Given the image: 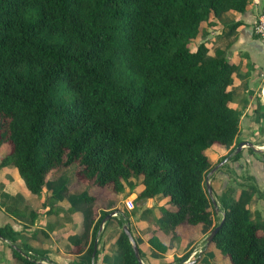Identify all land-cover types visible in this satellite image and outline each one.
Segmentation results:
<instances>
[{"label":"trees","instance_id":"16d2710c","mask_svg":"<svg viewBox=\"0 0 264 264\" xmlns=\"http://www.w3.org/2000/svg\"><path fill=\"white\" fill-rule=\"evenodd\" d=\"M246 3L0 0V142L7 141L0 166L12 165L35 193L47 172L76 162L75 172L99 186L109 184V194L136 189V199L163 196L157 210L170 238L178 225L189 232L211 229L218 222L212 223L214 205L204 184L213 165L207 147L231 145L217 159L227 156L223 165L240 157L241 150L232 151L241 109L231 105L229 88L240 63L226 56L229 42L209 52L200 39L218 17L242 12ZM237 24L225 23L229 32ZM233 190L225 185L216 196L222 218L207 244L224 253L227 264H264V232ZM2 195L9 200L7 212L22 213L12 206L18 193ZM110 211L101 210L92 227L88 263L98 224ZM29 215L32 221L34 213ZM127 220L120 217L119 223ZM18 235L9 224L0 225V238L8 240L15 258L42 264L25 256L31 247L16 244ZM114 241L117 264H141L122 229ZM147 241L157 254L167 249L168 241L154 232ZM80 243L74 237L71 252H79ZM96 253L94 247L92 264Z\"/></svg>","mask_w":264,"mask_h":264},{"label":"crops","instance_id":"0c3cea01","mask_svg":"<svg viewBox=\"0 0 264 264\" xmlns=\"http://www.w3.org/2000/svg\"><path fill=\"white\" fill-rule=\"evenodd\" d=\"M259 8V4L255 2L254 0H247V3L245 5V9L242 12H234L230 11L226 13L225 15H221L219 20L215 25H212L211 27H208L209 33L206 34L207 41H204L207 46H213L214 47H224L225 43L229 42V46L226 49V56L236 62H239L241 65L240 70L243 72V82H245V79L247 78L246 83H243V86L245 84L248 86V96L245 99L247 103V109H256V106L254 105V100L260 98L264 101V83L262 82L264 80V57H263V51L261 47L260 40L256 36V34L252 30L253 21L256 17L257 11ZM239 21V24H237L233 30L229 32L228 26L225 25V23L230 22H236ZM225 22V23H223ZM210 44V45H209ZM212 48V49H213ZM258 76V77H254ZM245 88V87H244ZM250 106V107H249ZM241 119L239 118V124ZM238 124V126H239ZM248 125V123L246 124ZM242 131V132H241ZM241 135L247 132L246 126L245 128H242L240 130ZM239 132V134H240ZM246 139L247 138H243ZM254 146L260 147L261 149H264V135H260L258 141H251ZM231 145H229L226 148L223 147H217L216 151L213 153V157L215 153L223 154L225 153ZM264 151L261 152H255L252 150V152H249L246 147L241 148V154L240 157L237 160H229L227 161L228 166L233 170L232 172H227L222 170V167L216 168L215 174H209L208 176V182L211 187V191L214 194V197L216 198L217 194L220 193L221 189L225 185H232L234 186V190L232 192V195L234 197L241 196L242 200L245 205V207L248 210L249 217L250 218H256L259 217L262 213V218H264V160H263ZM211 160V159H210ZM245 162V164H244ZM11 166V167H7ZM240 169H245V178L247 177L251 182H247L244 184H241L239 182H235V179L239 180V177L236 175H239L241 171ZM19 175L16 171V169L10 165H2L0 166V225L2 224H9L10 227L13 230L19 231V235L15 240V243L18 245H21L22 235H28L29 233H35L31 235V237L28 239V242L26 244L30 245L33 249H37L39 251L45 252V247L47 245H56L58 249L61 250V252H64L65 254L69 255L71 253L72 248V242L74 240V237L78 236L81 238V250L77 252L76 255L82 256L83 259L87 261V255L85 254V249L90 241L91 236V230L93 225L91 224V221L87 219V215L84 214L85 210H82V215L79 218V223L82 222L85 225H44L43 222H41V219H44L43 213L41 211H37L35 208H32L30 211L34 213L32 221H30V215L29 213L25 211L26 206H21V203L19 202L20 199H15V202H12V206H17L20 209H24L21 214H12L7 212L4 209V204L9 203V200H5L2 193L7 192L11 195L19 193L18 191H15L14 185L18 184L15 180L16 175ZM233 174V179L231 175ZM23 181V180H22ZM24 183V182H23ZM249 184L253 185V190L249 186ZM25 186V185H24ZM137 190H132L131 192L127 193L126 195L122 194V192H119L117 194H112V199L108 201L105 205H112L115 203L116 205L120 206L122 202V206L132 209L131 207H128L125 203L127 199H129L131 202H133V199L136 197ZM114 201V202H113ZM165 201L164 197L161 195H155V196H149L142 199V203H144V208L141 210L146 212H149L153 207L154 210H157V207L161 204H163ZM157 206V207H156ZM214 207V206H213ZM216 209V207H214ZM98 208H95L94 210H97ZM220 210V209H219ZM87 211V210H86ZM158 211V210H157ZM215 210V215H216ZM221 215V211H220ZM96 217V216H95ZM220 217V216H219ZM134 218V225L136 226H147L148 221L143 216V214L138 213L137 217L133 215L131 217ZM140 218L141 221L137 222L136 220ZM129 221L131 220L130 217ZM162 219H154V222H159ZM129 221L127 220L126 223L129 225ZM131 222V221H130ZM214 223V222H213ZM34 224V225H30ZM154 225V224H152ZM76 227V229L79 232L73 233L72 231L68 233V228ZM130 226V225H129ZM135 226V227H136ZM147 227H150L148 225ZM106 228L105 225H101L99 229V237L102 233V231ZM35 229V230H34ZM136 232H138L137 228ZM180 231H177V230ZM34 230V231H33ZM130 230V227H129ZM177 236L170 238V233H165L164 230L160 228V225H154L151 230L146 232V238L144 240H140L137 233H135L133 236L136 238V241L138 243V246L143 247V254L144 257L147 259V262H144L142 257L141 261L143 264H162L164 261L169 260V258H173L175 260H180L185 258L179 256L185 252L187 246L190 243H193L194 240L197 238L201 239V229L200 227L196 228L195 230H191L189 232V229H187L183 225H178L175 227ZM110 228L106 229V235L109 233ZM131 231V230H130ZM154 232L157 237L164 241H168L167 249L164 252L156 253V249L153 248L147 241L148 235ZM132 233V232H131ZM105 235V236H106ZM142 238V237H141ZM170 238V239H168ZM98 237L94 239V247H97V253L103 252L102 248L100 251L101 244H97ZM8 240L0 238V264H3L5 259L8 258L9 261L5 262L4 264H20L19 260L15 258L11 252L10 247L8 246ZM204 250L209 244L208 241H206V238L204 240ZM191 248H189L190 250ZM154 250V252H153ZM188 250V251H189ZM203 252V251H202ZM201 251L198 250V253L191 257V259L187 262H190L191 260L199 259ZM63 253V254H64ZM96 253V255H97ZM35 254V253H34ZM154 254L158 256L159 263H154L150 255ZM193 255V254H192ZM2 256L5 258L2 259ZM186 256V255H185ZM188 257V258H190ZM196 257V258H195ZM101 259V257H100ZM99 259V260H100ZM43 262L45 260H40V262ZM180 264V262H179Z\"/></svg>","mask_w":264,"mask_h":264},{"label":"rangeland","instance_id":"374dc122","mask_svg":"<svg viewBox=\"0 0 264 264\" xmlns=\"http://www.w3.org/2000/svg\"><path fill=\"white\" fill-rule=\"evenodd\" d=\"M209 33V30L207 28L204 29V33L202 35V38L200 40L207 41L206 34ZM199 38L198 40H192L188 47L190 49H194L196 47V44L200 42ZM210 45V44H209ZM213 46H208L209 52H212ZM241 64H239L238 70L234 73L232 77V82L229 85V88H232L233 91V98L231 100V105L237 108L241 109V113L239 118L241 119L239 124V132L242 128H245L247 132L241 135L238 133L236 136L237 141L244 140L243 138H247L249 141H258L260 135H264V101L260 98L254 100V105L256 106V109H247V103L245 99L248 96V86L245 84L243 86V83H246L247 78L245 79V82H243L244 76L243 71L240 70ZM255 78L258 76H254ZM264 83V80L262 81ZM245 87V88H244ZM250 107V106H249ZM248 123V125H246ZM7 146V141H1L0 142V156L3 154ZM218 147V144L211 143L207 147V155L209 159H211V163H216L218 157L221 155L218 153H215L213 157L214 151H216ZM233 152V151H232ZM231 161V160H230ZM224 163V162H223ZM220 164L218 167H222V170L228 171L229 166L228 163L225 165ZM245 164V162H244ZM246 165V164H245ZM77 163L73 162L70 165H65L63 167H59L57 169H52L51 171L47 172L45 182L43 183L42 187L35 193L29 192L26 187L24 186V183L22 181L21 176L16 175V182L18 184L14 185L15 191H18L19 196L21 197L19 202L21 203V206H26L25 211L27 214L30 212L32 208H35L37 211H41L43 215L45 216L44 219H41L44 223V225H85L82 220L81 223H79V218L82 215V210H85L84 214L87 215L88 222L91 221L90 225H95L96 220L98 216L100 215L101 210H111L107 214L103 216V218L100 220L98 224V228L96 231V236L98 237L97 245L101 244V248L103 252L97 253L95 256V264H117L120 262V252L118 246L115 244L114 238L116 234L118 233L119 229H122V224L119 223V218L121 217L124 219V216L130 217L129 221V227L134 235L137 233L140 240H144L146 238V232L151 230L154 225H161L159 222H154V219H164V216L159 213L157 210L152 209L149 210V212H144L141 209L144 208V203H142V199H133L132 202V209H128L122 206V202L120 206L113 203L112 205H105L108 201H110L113 197L112 194H109L111 190V186L108 184L107 186H99L96 183H94L91 179H88L84 177L82 174H79L78 172H75ZM11 167V166H7ZM217 167V168H218ZM216 169L212 172V174H215ZM240 174L236 175L239 177V180L233 178V174L231 177L235 179V182H239L241 184L251 182L247 177L245 178V169L239 168ZM87 195H92V197H86ZM212 196L216 202L217 208H212L217 211L216 216H212V223L213 222H219L220 218V210H219V203L214 197V194L212 193ZM114 202V201H113ZM245 203V202H244ZM157 207V206H156ZM245 207V205H244ZM95 208H98L97 210H94ZM122 209L123 215H121L120 212L114 209ZM87 210V211H86ZM246 211V210H245ZM111 213V214H109ZM143 214L145 218L147 219L148 225L147 226H136L134 225V218L131 217L135 215L137 217V214ZM96 216V217H95ZM252 220H256L258 222V230L260 232H264V218H262V213L259 217L251 218ZM137 222H140L141 219L138 218L136 220ZM106 228L102 231L100 237H99V229L100 225H105ZM154 224V225H152ZM34 225V224H30ZM136 226V227H135ZM110 228L109 233L106 235V229ZM138 232H136V229ZM35 230V229H34ZM33 230V231H34ZM76 229V227L69 226L68 233L72 231L73 233L79 232ZM177 231H180L179 229ZM210 231V227L203 228L201 230V239L197 238L193 241V243H190L186 250L191 248V250L188 251L185 258L175 260L173 258H169V260L164 261L162 264H227L228 261L225 258L224 253H222L215 245L212 243L209 244L204 250V240ZM36 233V232H35ZM35 233H29L28 235H22L21 240L22 244H26L28 242V239L31 237V235ZM106 235V236H105ZM142 237V238H141ZM28 245V244H27ZM30 246V245H29ZM31 247V246H30ZM30 250L24 249L25 256L29 257L30 259H35L36 262H40V257L43 256V258H46L47 260L41 261L42 264H90L91 259L88 263L85 259H83L82 256L76 255L77 252H71L69 255L65 254L64 252H61L60 249L56 247V245H47L45 247V252L39 251L37 249H33L32 247L29 248ZM81 249V248H80ZM185 250V251H186ZM199 251H203L199 257V259H196V261L191 260L190 262H187L191 259V257H194ZM36 251V252H35ZM143 247L140 246V255L144 262H147V259L144 257L143 254ZM38 252V253H37ZM42 253L44 255H41L39 253ZM154 252V250H153ZM22 253V252H21ZM35 253V254H34ZM64 253V254H63ZM193 254V255H192ZM191 256V257H190ZM101 257V259H100ZM190 257V258H188ZM5 257L2 256V259ZM151 260L156 263H159L158 256L151 254L150 255ZM196 258V257H195ZM100 259V260H99ZM19 260V259H18ZM9 261L8 258L5 259L4 263ZM22 261V260H21ZM20 264H22V262ZM3 263V264H4ZM93 263V259H92Z\"/></svg>","mask_w":264,"mask_h":264},{"label":"water","instance_id":"95a60500","mask_svg":"<svg viewBox=\"0 0 264 264\" xmlns=\"http://www.w3.org/2000/svg\"><path fill=\"white\" fill-rule=\"evenodd\" d=\"M242 147H250V148H251L253 151H255V152H261V151H264V149H261L260 147H256V146H254L253 143H252L251 141L244 139V140H240V141L238 142V144L235 146V149H234L233 152H235V151H240ZM226 157H227V156H226ZM226 157H224L223 159H221V160L217 161L216 163H214V165H212V167L207 171V173H206L205 176H204V184H205L206 191H207V193H208V196H209V198H210L212 204H213L214 207H216V208H217V206H216V202H215V200H214V198H213V196H212L211 187H210L209 182H208V176H209V174H211V173H212V172H213V171H214V170H215L220 164H222V163L227 159ZM109 214H111V213H109ZM221 218H222V217H221ZM221 218H220V221H221ZM220 221L210 229V231L208 232V234H207V236H206V241H209V240L212 238V236L214 235L215 231H216L217 228L219 227ZM100 226H101V225H100ZM122 230H123L124 233L126 234L128 240H129V242H130V244H131V247H132V250H133V253H134L136 259H137L141 264H143L142 261H141V258H140V255H139V252H138V248H137V246H136V243H135V241H134V239H133V237H132V235H131V233H130V230H129L128 225H127L126 222H124V223L122 224ZM93 253H94V245H93V250L91 251V254H90V255H91V262H90V264H92Z\"/></svg>","mask_w":264,"mask_h":264},{"label":"built area","instance_id":"2783aa9c","mask_svg":"<svg viewBox=\"0 0 264 264\" xmlns=\"http://www.w3.org/2000/svg\"><path fill=\"white\" fill-rule=\"evenodd\" d=\"M259 4V8L256 14V17L253 21L252 30L260 40V45L262 47L263 51V57H264V0H254ZM126 205L128 207L132 206V202L127 199L125 201Z\"/></svg>","mask_w":264,"mask_h":264}]
</instances>
